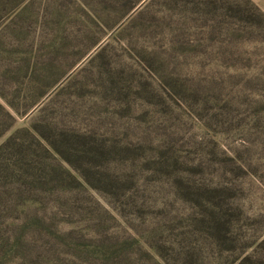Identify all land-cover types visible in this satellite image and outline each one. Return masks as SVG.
<instances>
[{"label":"rangeland","instance_id":"rangeland-1","mask_svg":"<svg viewBox=\"0 0 264 264\" xmlns=\"http://www.w3.org/2000/svg\"><path fill=\"white\" fill-rule=\"evenodd\" d=\"M0 264H264V12L0 0Z\"/></svg>","mask_w":264,"mask_h":264},{"label":"crops","instance_id":"crops-1","mask_svg":"<svg viewBox=\"0 0 264 264\" xmlns=\"http://www.w3.org/2000/svg\"><path fill=\"white\" fill-rule=\"evenodd\" d=\"M264 12V0H252Z\"/></svg>","mask_w":264,"mask_h":264},{"label":"trees","instance_id":"trees-1","mask_svg":"<svg viewBox=\"0 0 264 264\" xmlns=\"http://www.w3.org/2000/svg\"><path fill=\"white\" fill-rule=\"evenodd\" d=\"M43 130H44L43 127L38 128V131H40L39 133H40L41 135H43V132H44ZM12 144L17 145L15 142H13V137H12ZM16 151H17L18 153L21 152L20 149H17ZM17 162H22V161H17ZM17 162H16V163H17Z\"/></svg>","mask_w":264,"mask_h":264}]
</instances>
